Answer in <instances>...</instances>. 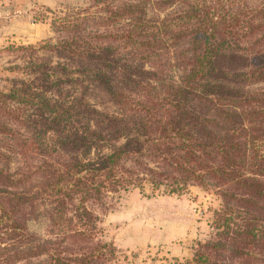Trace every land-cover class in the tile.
I'll return each mask as SVG.
<instances>
[{
    "label": "trees",
    "instance_id": "16d2710c",
    "mask_svg": "<svg viewBox=\"0 0 264 264\" xmlns=\"http://www.w3.org/2000/svg\"><path fill=\"white\" fill-rule=\"evenodd\" d=\"M51 13L54 41L12 46L0 89V264H105L120 192L190 186L219 204L174 264H264V0Z\"/></svg>",
    "mask_w": 264,
    "mask_h": 264
},
{
    "label": "rangeland",
    "instance_id": "374dc122",
    "mask_svg": "<svg viewBox=\"0 0 264 264\" xmlns=\"http://www.w3.org/2000/svg\"><path fill=\"white\" fill-rule=\"evenodd\" d=\"M86 4L87 0H0V89L6 90L10 78L20 76L9 69L21 63L12 46L54 41L49 25L51 11L62 13ZM115 199L99 214L101 238L114 248V257L105 264L182 261L191 255L197 241L209 237L212 211L219 204L214 194L197 186L180 194L150 195L130 188ZM29 226L41 232L42 222H30Z\"/></svg>",
    "mask_w": 264,
    "mask_h": 264
}]
</instances>
